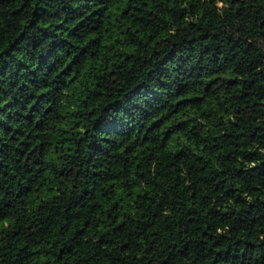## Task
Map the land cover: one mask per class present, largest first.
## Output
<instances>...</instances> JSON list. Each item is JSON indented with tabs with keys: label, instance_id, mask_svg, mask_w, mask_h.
Segmentation results:
<instances>
[{
	"label": "trees",
	"instance_id": "trees-1",
	"mask_svg": "<svg viewBox=\"0 0 264 264\" xmlns=\"http://www.w3.org/2000/svg\"><path fill=\"white\" fill-rule=\"evenodd\" d=\"M0 264H264V0H0Z\"/></svg>",
	"mask_w": 264,
	"mask_h": 264
}]
</instances>
